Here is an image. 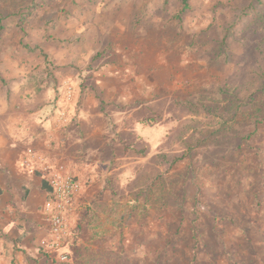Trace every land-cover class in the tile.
I'll use <instances>...</instances> for the list:
<instances>
[{
    "label": "rangeland",
    "instance_id": "1",
    "mask_svg": "<svg viewBox=\"0 0 264 264\" xmlns=\"http://www.w3.org/2000/svg\"><path fill=\"white\" fill-rule=\"evenodd\" d=\"M187 1L0 0V134L50 107L89 180L65 260L10 211L0 264H264V0Z\"/></svg>",
    "mask_w": 264,
    "mask_h": 264
},
{
    "label": "crops",
    "instance_id": "2",
    "mask_svg": "<svg viewBox=\"0 0 264 264\" xmlns=\"http://www.w3.org/2000/svg\"><path fill=\"white\" fill-rule=\"evenodd\" d=\"M1 104L2 101H0ZM16 107L18 106H15V109ZM49 108L39 104L34 109V114L24 119V126L18 129L20 131L16 133L13 127H6L2 128L0 134V222L3 220L2 216L10 211L19 214L23 219L25 217L35 218L34 221L38 225L42 228L45 227L42 231L47 232L46 238L48 237V225L42 214V206L47 199V194L46 189L41 186V180H46L47 177L44 174L46 168H49L46 158L62 160L61 153L57 155L59 134L55 128V118L51 119L48 115ZM80 117L85 119L86 114L82 111ZM143 131L146 130L143 129ZM63 138L65 139V135ZM139 138L148 145L149 149L156 146L154 143L158 142L159 144V141H163L160 136L150 140L144 134H140ZM28 149H33V154H27ZM36 171L42 175L36 174ZM80 172L81 175L83 171ZM83 195L84 193L79 196L77 204ZM28 205L31 209H26ZM8 226L16 233L17 237L19 236L18 239L25 240L17 220L14 223L7 222L6 227ZM18 249L20 251L13 255L11 264H17V261L23 259V255L36 257L37 252L34 246H22Z\"/></svg>",
    "mask_w": 264,
    "mask_h": 264
},
{
    "label": "built area",
    "instance_id": "3",
    "mask_svg": "<svg viewBox=\"0 0 264 264\" xmlns=\"http://www.w3.org/2000/svg\"><path fill=\"white\" fill-rule=\"evenodd\" d=\"M65 118L60 115V120ZM27 154L33 152L27 150ZM46 181L51 189L50 196L42 206V214L48 225V237L40 246L47 252L57 254L62 260L68 255L70 222L74 217L76 204L88 179L71 174L63 165H51L45 170Z\"/></svg>",
    "mask_w": 264,
    "mask_h": 264
},
{
    "label": "trees",
    "instance_id": "4",
    "mask_svg": "<svg viewBox=\"0 0 264 264\" xmlns=\"http://www.w3.org/2000/svg\"><path fill=\"white\" fill-rule=\"evenodd\" d=\"M187 2H188L187 0H181V3H182V9L180 10L181 12H183V10L185 11V10H188L189 9V6H188V3ZM26 13L27 12H22L21 14L24 16V15H26ZM179 17H180L179 14L176 15V18L177 19H179ZM179 161H181V157L175 159L174 162H179ZM41 186L46 189V194H47L46 197L49 198L51 189H50V187H49V185H48V183H47V181L45 179H42L41 180Z\"/></svg>",
    "mask_w": 264,
    "mask_h": 264
}]
</instances>
